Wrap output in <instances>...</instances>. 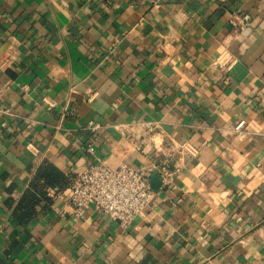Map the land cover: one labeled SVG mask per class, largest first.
<instances>
[{
	"label": "crops",
	"instance_id": "1",
	"mask_svg": "<svg viewBox=\"0 0 264 264\" xmlns=\"http://www.w3.org/2000/svg\"><path fill=\"white\" fill-rule=\"evenodd\" d=\"M96 163L148 172L126 228L73 217ZM46 165L68 182L52 202L31 185ZM0 264H264V0H0Z\"/></svg>",
	"mask_w": 264,
	"mask_h": 264
},
{
	"label": "built area",
	"instance_id": "2",
	"mask_svg": "<svg viewBox=\"0 0 264 264\" xmlns=\"http://www.w3.org/2000/svg\"><path fill=\"white\" fill-rule=\"evenodd\" d=\"M231 25L240 34L248 32L251 28V17L248 13H240L232 18ZM236 62L237 58L234 54L228 49H223L211 64L215 68L228 71ZM143 124L148 130H152L155 126L150 122ZM244 127L245 121L239 120L230 132L239 133ZM135 148L142 150L140 144L135 145ZM86 151L93 154V142L86 146ZM179 151L191 157H195L198 153V150L188 142L182 143ZM155 170L164 185L168 184L177 172V169L170 170L166 163ZM47 194L51 198L63 195L57 188H48ZM66 199L72 207L74 219L81 218L89 207H93L97 212L105 214L109 219L126 228L152 204L154 192L149 186L146 170L124 163L115 169L103 163H96L72 178Z\"/></svg>",
	"mask_w": 264,
	"mask_h": 264
},
{
	"label": "trees",
	"instance_id": "3",
	"mask_svg": "<svg viewBox=\"0 0 264 264\" xmlns=\"http://www.w3.org/2000/svg\"><path fill=\"white\" fill-rule=\"evenodd\" d=\"M40 178H44V184L40 183ZM67 184L68 182L66 177L62 176L58 171H55L51 168V166L48 165L40 168L31 182L34 190H37L38 193L46 198L49 202H52V199L47 196V191L45 192V190L48 188H57L59 191H62L65 189Z\"/></svg>",
	"mask_w": 264,
	"mask_h": 264
}]
</instances>
